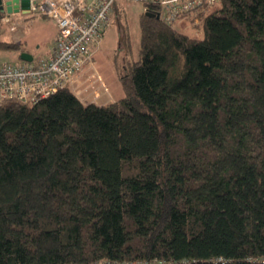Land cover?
Instances as JSON below:
<instances>
[{
  "label": "trees",
  "instance_id": "16d2710c",
  "mask_svg": "<svg viewBox=\"0 0 264 264\" xmlns=\"http://www.w3.org/2000/svg\"><path fill=\"white\" fill-rule=\"evenodd\" d=\"M156 8L117 102L0 105V264H264V0H218L197 36Z\"/></svg>",
  "mask_w": 264,
  "mask_h": 264
},
{
  "label": "built area",
  "instance_id": "2783aa9c",
  "mask_svg": "<svg viewBox=\"0 0 264 264\" xmlns=\"http://www.w3.org/2000/svg\"><path fill=\"white\" fill-rule=\"evenodd\" d=\"M115 1L30 0V13L39 12L54 22V40L47 54L31 61H0V105L7 101L33 104L64 88L84 104L105 106L114 103L117 95L112 81L105 69L96 64L94 55L110 24ZM122 1L141 4L143 10H146V4L153 3L165 24L201 32L202 16L211 11L218 0ZM1 18L8 19L4 15Z\"/></svg>",
  "mask_w": 264,
  "mask_h": 264
},
{
  "label": "rangeland",
  "instance_id": "374dc122",
  "mask_svg": "<svg viewBox=\"0 0 264 264\" xmlns=\"http://www.w3.org/2000/svg\"><path fill=\"white\" fill-rule=\"evenodd\" d=\"M90 1V0H86ZM115 7H112L110 24L103 33L101 39L100 48L95 52V61L99 67H104L106 64H111L110 67L115 65V56H121L125 53L123 46L127 47L121 39L125 38V30L128 33V42L130 49L126 57L128 59H136L138 56L139 45V14L144 11L141 4L126 3L122 0H116ZM3 14V12L1 13ZM9 19L7 21L2 20L0 17V39L2 40H25L24 49L31 52L33 59L36 56L45 53L46 45H52L53 43V23L51 20L41 15L39 12L26 13L13 12L7 14ZM6 15H4L5 17ZM2 22V23H1ZM185 25L183 26V28ZM193 30V29H192ZM187 34L200 33V30L191 31L185 28ZM121 47V48H120ZM1 60H11L14 62L20 61V58L16 55V52H1ZM111 80V79H110ZM112 81V88L116 95L120 94L118 84Z\"/></svg>",
  "mask_w": 264,
  "mask_h": 264
},
{
  "label": "water",
  "instance_id": "95a60500",
  "mask_svg": "<svg viewBox=\"0 0 264 264\" xmlns=\"http://www.w3.org/2000/svg\"><path fill=\"white\" fill-rule=\"evenodd\" d=\"M0 10L8 14L13 12L29 13L30 0H0ZM146 14L153 15L148 11H146ZM155 16L158 18V14H155ZM19 58L23 61H31L33 56L27 51H21Z\"/></svg>",
  "mask_w": 264,
  "mask_h": 264
},
{
  "label": "crops",
  "instance_id": "0c3cea01",
  "mask_svg": "<svg viewBox=\"0 0 264 264\" xmlns=\"http://www.w3.org/2000/svg\"><path fill=\"white\" fill-rule=\"evenodd\" d=\"M3 14L4 15H6L7 17H8V19H9V16L7 15L8 13H5V12H3ZM23 14H26V13H23ZM7 19V20H8ZM51 20V19H50ZM51 22L53 23V38H54V36H55V32H56V29H55V25H54V22L51 20ZM54 40V39H53ZM14 41V40H13ZM15 41H19V40H15ZM20 42H23V45H22V47H23V51H27V52H29L28 50H26V49H24V46H25V40L24 39H22V40H20ZM51 47V44L50 45H46V48H45V53H43L42 55H45V54H47V52H48V50H49V48ZM100 48V46L98 47V49ZM98 49H97V51H98ZM29 53H31V52H29ZM33 56V55H32ZM41 55H38V56H36V58H38V57H40ZM21 60V59H20ZM111 66V64H106V65H104V69H105V74L107 75V76H109V79H111V80H113V81H115L117 84H118V86H119V83H118V77H117V73H118V71H117V69H116V67L113 65L112 67H110ZM120 94H118L117 95V97H116V99H115V102H117L118 100H119V98L122 96V92H121V89H120V87H119V91H118ZM114 102V103H115Z\"/></svg>",
  "mask_w": 264,
  "mask_h": 264
}]
</instances>
